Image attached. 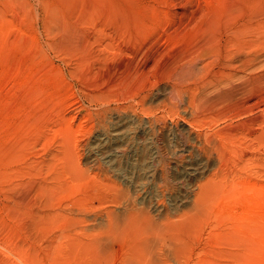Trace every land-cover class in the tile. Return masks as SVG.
Listing matches in <instances>:
<instances>
[{"label": "rangeland", "instance_id": "1", "mask_svg": "<svg viewBox=\"0 0 264 264\" xmlns=\"http://www.w3.org/2000/svg\"><path fill=\"white\" fill-rule=\"evenodd\" d=\"M261 19L264 0H0V264H264ZM241 29L262 44L254 80L230 81L246 87L252 109L231 102L204 121L215 132L240 129L228 165L195 204L213 161L181 184L174 163L188 152L167 144L176 130L202 131L192 121L203 109L171 84L193 65L185 85L220 77L238 54L228 38ZM127 119L147 132L116 167L94 149ZM153 152L164 161L149 163ZM144 166L166 168L167 187L156 174L146 188L121 176Z\"/></svg>", "mask_w": 264, "mask_h": 264}, {"label": "bare ground", "instance_id": "2", "mask_svg": "<svg viewBox=\"0 0 264 264\" xmlns=\"http://www.w3.org/2000/svg\"><path fill=\"white\" fill-rule=\"evenodd\" d=\"M251 13V12H250ZM257 15L259 13H256ZM245 15V14H244ZM252 16V15H251ZM245 18V17H244ZM243 18V20H244ZM262 18V17H261ZM234 19V18H233ZM242 18H240L241 20ZM252 19V17H251ZM239 20V21H240ZM245 21V20H244ZM242 21V22H244ZM261 21H264L261 19ZM259 21V22H261ZM241 22V21H240ZM239 23V22H238ZM237 23V24H238ZM247 23V22H246ZM252 23V22H251ZM254 23V22H253ZM235 23H233L234 25ZM249 24V23H248ZM256 24V23H255ZM236 25V24H235ZM259 25V24H258ZM237 26V25H236ZM240 25H238L239 27ZM255 26V25H253ZM235 27V26H234ZM247 28L250 29L251 25L249 26H246ZM257 27V26H256ZM260 27H262L260 25ZM241 28V26H240ZM253 28V27H252ZM258 29V27H257ZM242 30V29H241ZM236 30L238 31V33L236 32L235 36L233 38H228V41H229V46L227 45L226 48H227V51H233V50H237L234 52V54H236V52H238V54H236L237 58L235 57V55L231 58L229 57L228 61L225 62V65L226 66H223L227 69L225 70H221L220 71V74L221 76L220 77H216V80H217V83H216V80L214 78V80L212 78H207L205 81H206V86L204 85L203 87L205 88H200L199 86H195V84H189V85H185L187 82H192L194 81L196 75V71H197V66L193 65L192 67H189V71L186 72V68H185V72H182V74H180V77L179 78H176L174 79L175 82H172V93H174L175 96H184L183 94H185L186 96L189 97L188 100H190L189 102L194 103L196 105H194L195 107H202V112L204 111V113L201 112V114H193V116H195L196 120L192 121L194 123H196L195 121L200 122V126H203L205 128L202 129V131L198 132L197 134H195L196 136L193 137V138H190L189 136H187L186 134L184 135V133L182 132V129L180 130H176L174 133V137L172 140L169 141V143L167 144L168 145V148L170 149V151H173L174 154L176 155L177 153H182L183 152H188L187 156H184L182 157L181 160H178L177 163L173 162L174 164H176V166L179 167V165L182 166L183 168V172H182V176L179 178V181L181 184H184V180L187 178V177H192L193 179H197L200 175H203L206 171H208V163H209V160H212L213 161V169L212 171L208 174V178L204 181V182H200L199 184V191L197 192V196H196V200H195V204L200 201V198H202L204 196V194L207 192V189L208 187L212 184V181H213V177L218 175L221 171H224L226 166L228 165L227 164V160H228V156H227V150H228V145L229 143L231 144V142L235 139L236 137V134L239 132L238 129L240 128H234V129H226V130H223L221 132H215V129L213 127V124L210 123V124H207L205 123L204 121L208 118H212L213 114L215 115L216 111L215 110H218V108L216 107H219V106H224V105H228V103L231 104V102H235V103H239L242 108H243V112L247 111L248 109H252L251 108V102L250 100H252L253 98H247L246 95V87H242L240 86L239 84L238 85H234L232 86L231 85V80L234 78V77H239V78H247V79H251V80H254L252 78V75L249 76L248 72H249V69L251 71V69L255 70V67L259 65V62H260V59L263 58L261 57V45L264 44V41H261L263 42L261 44V42L257 39V37L260 35H257V37H253V36H248V35H244L243 33V30ZM254 30H256V28H254ZM259 30V29H258ZM245 31V30H244ZM251 31V29L249 30ZM253 31V29H252ZM256 32V31H255ZM264 32V31H262ZM250 33V32H249ZM261 33V32H260ZM248 34V33H247ZM256 34V33H255ZM222 35V34H221ZM264 35V34H263ZM212 36V35H211ZM214 36V35H213ZM264 37V36H263ZM229 39H232V40H229ZM205 40V39H204ZM221 40V38H220ZM227 40V39H226ZM225 40V41H226ZM263 40V39H262ZM202 41V40H201ZM215 41V40H214ZM199 42V41H198ZM208 42V41H207ZM222 42V41H221ZM196 43V42H195ZM210 43V42H209ZM183 44V43H182ZM181 44V45H182ZM223 44V43H222ZM197 45V44H196ZM201 45H204V44H201ZM219 45V44H218ZM221 45V44H220ZM226 45V44H225ZM206 46V45H205ZM212 45H210L211 47ZM213 46H215V44L213 43ZM202 47V46H200ZM198 47V48H200ZM263 47V46H262ZM197 48V49H198ZM208 48V46H207ZM218 48H222L221 46L220 47H217ZM188 49V48H187ZM186 49V50H187ZM204 49H206L204 47ZM223 49V48H222ZM221 49V50H222ZM199 50V49H198ZM207 50V49H206ZM209 50V49H208ZM219 49V51H221ZM246 50H249V51H246ZM195 51V50H194ZM204 51V50H203ZM218 51V52H219ZM225 51V50H224ZM226 51V52H227ZM186 52V51H185ZM197 52V51H196ZM213 52V51H212ZM223 53V51H221ZM200 53V52H199ZM197 52V55L199 54ZM208 51H207V55H208ZM214 54H217L215 52H213ZM202 54H205V53H202ZM189 55V54H188ZM187 55V56H188ZM193 55V54H192ZM220 55V54H219ZM227 55H230V52L227 54ZM232 55V54H231ZM213 56V54H212ZM215 56V55H214ZM222 56V55H221ZM220 56V58H221ZM199 57V56H198ZM201 57V56H200ZM261 57V58H260ZM154 58V57H153ZM179 58V57H178ZM190 58V56L188 57ZM194 58V57H193ZM214 58V57H213ZM212 58V59H213ZM216 58V57H215ZM218 58V57H217ZM175 59V58H174ZM200 59V58H199ZM202 59V58H201ZM203 59H205L203 57ZM211 59V60H212ZM177 60V59H175ZM190 60H192L190 58ZM210 60V62H211ZM222 60V58H221ZM179 61V60H178ZM203 61V60H202ZM214 61V60H213ZM212 61V62H213ZM184 62V61H183ZM182 62V63H183ZM196 62V61H195ZM179 63V62H178ZM186 63V62H185ZM209 62H205L202 67L206 69ZM215 63V61H214ZM224 63V62H223ZM193 64V63H191ZM211 64V63H209ZM213 64V63H212ZM211 64V65H212ZM166 65V64H165ZM182 64H178V66ZM184 65V64H183ZM187 65V64H186ZM169 66V64H168ZM171 66V65H170ZM175 66V65H174ZM199 66V65H198ZM260 66V65H259ZM184 67V66H183ZM210 67V66H209ZM221 67V65H220ZM222 67V68H223ZM178 68V67H177ZM219 68V67H218ZM257 68V67H256ZM167 69V68H166ZM169 69V68H168ZM172 69V68H171ZM200 69V68H199ZM215 70V69H214ZM253 70V71H254ZM163 71V70H161ZM179 71V70H178ZM200 71V70H199ZM213 71V70H212ZM210 71V72H212ZM217 71L219 70H216L215 73H217ZM175 72V71H174ZM174 72L172 71V73L174 74ZM207 72V71H206ZM165 73V72H164ZM168 73V72H167ZM180 73V72H179ZM209 73V71H208ZM253 73V72H252ZM176 74V73H175ZM178 74V73H177ZM200 74V73H199ZM198 74V75H199ZM218 74V73H217ZM255 74V73H253ZM135 75V74H134ZM149 75V74H148ZM203 76H206L205 74H201ZM212 75V73L210 74ZM162 76V75H161ZM168 76V75H167ZM200 76V75H199ZM217 76V75H216ZM255 78H256V74L254 75ZM259 76V75H257ZM175 77H178L177 75H174L173 78ZM207 77V76H206ZM212 77V76H211ZM151 78V77H150ZM165 78V76H164ZM237 78V79H239ZM134 79V78H133ZM162 79V78H161ZM236 79V80H237ZM171 80V79H170ZM173 80V81H174ZM199 80V79H198ZM248 80V81H249ZM163 81V80H162ZM234 81V80H233ZM240 81V80H239ZM262 81V80H261ZM208 82L210 83H216V85H218L214 91H212L211 93H207V90L206 88L207 85H208ZM238 82V81H237ZM241 82V81H240ZM251 82V81H249ZM156 83V82H155ZM234 83V82H233ZM258 83V82H257ZM203 84V83H202ZM250 84V83H249ZM210 85V84H209ZM254 85H257L255 87H258V84L254 83ZM253 86V85H252ZM254 87V86H253ZM201 89V90H200ZM260 89V88H259ZM258 88L256 89L257 91L259 90ZM212 90V89H211ZM165 91V90H164ZM253 91L255 92V90L253 89ZM256 91V93H257ZM259 92V91H258ZM204 93L206 95H204ZM248 94V93H247ZM257 95V94H256ZM145 96V95H144ZM178 96V97H179ZM167 97V96H166ZM187 97V98H188ZM249 97V96H248ZM175 98V97H174ZM201 98V99H200ZM182 99V98H181ZM186 99V98H185ZM257 99V98H256ZM163 100V99H162ZM170 100V99H169ZM180 100V98H179ZM187 100V101H188ZM142 101V100H141ZM177 102V101H176ZM175 102V104H176ZM198 102V104L196 103ZM166 103V101H165ZM168 103V102H167ZM171 103H174V102H171ZM170 102L169 104L172 105ZM168 104V105H169ZM238 104V105H239ZM177 105V104H176ZM179 105V103H178ZM236 105V104H235ZM164 106V105H163ZM167 106V105H166ZM173 106V105H172ZM170 107L169 109L172 111H174V109L176 108H173V107ZM230 107H232L230 105ZM255 107V106H254ZM151 108V106H150ZM172 108V109H171ZM220 108V107H219ZM223 108V107H222ZM221 108V110H222ZM225 109L228 108L227 107H224ZM223 108V109H224ZM237 108V107H235ZM241 108V107H240ZM177 109V108H176ZM198 109V108H197ZM224 109V110H225ZM178 110V109H177ZM223 110V111H224ZM172 111V112H173ZM176 111V110H175ZM220 111V110H219ZM217 111V113L219 112ZM200 112V111H199ZM222 112V111H221ZM220 112V113H221ZM177 113V112H176ZM222 113H225V112H222ZM211 115V117H210ZM217 116V115H216ZM250 119V118H249ZM211 120V119H210ZM245 120V119H244ZM251 121V120H250ZM253 121V120H252ZM212 122V121H211ZM247 122V121H246ZM254 122V121H253ZM251 124V123H250ZM197 125V124H196ZM207 126V127H206ZM233 127V126H232ZM146 128V127H145ZM145 128L143 127H140V128H137V129H134L132 127V124H131V119H127V120H124L122 122H120L119 124L115 125L113 128H112V135L115 136V140L114 141H111L109 143H107L105 141L106 137L105 136H101L102 134L99 135L98 137V143L97 145L95 146V153L96 154H99V155H102L104 156L106 162H111L113 161L115 164H116V167H118V165H120L122 162L119 161V156L122 155V154H125V156L127 157V160L130 158V156L133 154V152H135V140H136V135L141 132V134L147 132L145 130ZM196 128V127H195ZM225 128V127H224ZM197 129V128H196ZM214 129V130H213ZM217 130V129H216ZM140 135V134H139ZM101 136V137H100ZM159 136V135H157ZM156 137V135H155ZM159 139V138H157ZM163 140V139H162ZM157 141V140H156ZM107 144H106V143ZM158 142H161V141H158ZM162 144V143H161ZM160 144H158L159 146ZM166 146V145H165ZM160 148V147H159ZM158 148V149H159ZM167 149V148H166ZM168 149V150H169ZM159 152V150L157 151ZM162 152V151H161ZM229 152V150H228ZM171 154V152H169ZM163 154H164V151H163ZM167 154V153H166ZM186 154V153H185ZM160 154L159 153H154L151 155L150 157V161L149 163L151 164H154L156 161H159L162 160L161 158H164L165 155H163V157H160L161 158H158ZM178 156V155H177ZM244 156V155H243ZM176 158V156H175ZM178 158V157H177ZM176 158V160H177ZM165 159V158H164ZM126 160V159H125ZM175 161V160H173ZM229 161V160H228ZM166 163V162H165ZM163 163V164H165ZM162 164V163H161ZM160 164V165H161ZM162 164V166H163ZM166 165V164H165ZM152 166V165H151ZM155 166V165H153ZM159 169V167H157V169L153 168V169H146L145 166L143 168H134L133 171H130V172H122L121 173V176L124 178V179H127L129 180L130 184L135 187V188H146L147 186H149L150 184V181H152V177L156 176L159 178V181H162L164 184H162L164 187H167V182H169V175H167V169L166 171L162 168ZM166 167V166H165ZM118 169V168H117ZM169 169V168H168ZM119 170V169H118ZM186 200L184 197H181L177 200H175V204L178 206L180 204H183L185 203ZM232 208V207H231Z\"/></svg>", "mask_w": 264, "mask_h": 264}]
</instances>
